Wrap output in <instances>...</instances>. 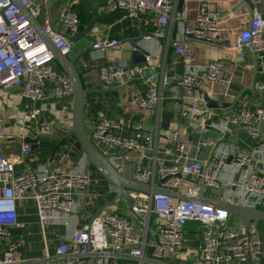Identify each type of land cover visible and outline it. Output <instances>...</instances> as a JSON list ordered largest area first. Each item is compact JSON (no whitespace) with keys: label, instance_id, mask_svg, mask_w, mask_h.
I'll return each mask as SVG.
<instances>
[{"label":"built area","instance_id":"2783aa9c","mask_svg":"<svg viewBox=\"0 0 264 264\" xmlns=\"http://www.w3.org/2000/svg\"><path fill=\"white\" fill-rule=\"evenodd\" d=\"M57 1L20 0L17 4L15 0H0V92L17 87L22 97L35 103L45 98L46 81L53 80L64 85L59 94H74L71 78L54 67L55 56L43 33L63 55H70L73 43L58 30L70 29V35L80 32L82 22L73 7L79 0L65 2L55 17L49 7ZM24 9L29 10L31 18ZM103 9L105 12L120 9L125 18L132 20L148 14L156 29L155 34L160 36L166 26L178 22L185 39L172 41V46L187 67L177 85L191 99L181 116L189 119L190 127L199 132L216 128L227 134L233 125H237L253 141L260 137L264 101L254 108L234 111L226 120L213 122L209 118L207 101L203 96L197 98L206 82H226L224 61L194 65V52L186 40L193 37L202 42H215L221 35L222 22L217 9L207 1L200 2L193 24L188 23L179 0H104ZM32 19L40 22L43 33ZM120 42L109 36L96 37L92 50L104 55ZM235 47L237 61H242L245 51L252 47L257 53L259 70L264 73V17L261 13L256 11L249 26L236 35ZM151 59V55L147 56L144 64H102L99 66V81L107 87L128 85L144 77ZM164 84L165 79L159 84H150L137 101L146 114L156 117L155 132L147 130L143 122H137L133 126L134 132L126 134L121 122L104 118L94 127L92 138L107 149H120L126 155L140 152V164L132 175L138 182L158 185L192 198L200 196L204 182L205 187L222 189L223 201L264 210V174L257 170L252 154L240 150L230 137L218 141L206 138L198 150L211 146L213 151L204 161L191 158L192 141L182 137L179 130L168 131L162 140L159 139ZM256 85L260 89L264 87L259 83ZM4 110L1 95L0 140L25 139L23 127L20 133L5 131ZM40 113L41 109L35 108L30 111L28 119L39 122L38 135L52 134L55 121L38 120ZM28 119L24 118L23 122ZM166 141L172 145L167 146ZM21 150L24 154L32 152V144L24 142ZM109 156L111 163L119 164L117 155ZM16 164L17 159L6 156L0 148V264H16V251L25 244L24 239L12 237L11 229L26 226L25 222L19 221L18 212V200L26 192H33L42 223L60 224L76 211L75 195L84 191L91 180L85 170L65 168L50 170L43 167L17 174ZM132 195L135 201H140L135 202L134 211L142 216L141 236L129 216L115 213L98 216L57 246L56 255L61 258V264H191L187 261L191 254L198 260L205 259L206 264H264L258 261V255L264 253V240L254 219L246 218L243 227L236 229L230 224L233 213L215 204L182 200L165 193L149 195L135 191ZM190 221L199 222L204 229L202 243L196 248H186L185 245L184 229ZM151 230L155 239L149 243ZM7 239L9 241L5 244Z\"/></svg>","mask_w":264,"mask_h":264},{"label":"crops","instance_id":"0c3cea01","mask_svg":"<svg viewBox=\"0 0 264 264\" xmlns=\"http://www.w3.org/2000/svg\"><path fill=\"white\" fill-rule=\"evenodd\" d=\"M68 0H58L56 2L53 13L58 16L59 8ZM79 0L75 2V6L79 4ZM89 1V0H88ZM92 3L86 10L94 17L107 14L105 12L104 0H91ZM207 1L212 8L217 9L222 15L221 35L213 43L202 42L193 37L187 38V42L194 52V65H206L211 61H224L225 83H210L206 82L201 89L200 98L207 93L211 98L222 102L231 103V107L210 108V121L220 122L226 120L233 111L237 112L243 108H254L259 106L264 101V87L262 89L257 87V83L264 86V73L260 72L257 54L251 48L245 51V56L242 61H237V48L235 47V37L242 30L247 28L251 22V11L246 5H240L239 0H179V7L186 13L188 23L193 24L198 14V7L200 2ZM250 9L255 13L258 11L264 17V0H245ZM88 3V2H87ZM54 3L49 7L50 11ZM47 10V9H46ZM78 12V11H77ZM79 13V12H78ZM110 18L104 22L100 18L93 26L90 34L91 43L96 37L109 36L111 38H118L121 42L115 48L108 50L104 55L90 49L88 57H82L81 62L78 63L79 70L84 71L81 74V79L84 88L86 89V103L84 105V125L87 133L96 146L105 153V155H117L118 163H123V170L131 177L134 174L137 164H140V152H132L126 155V152L120 149H107L105 145L97 142L92 138V131L96 124L104 119H114L123 124V130L126 134L134 132L133 126L137 122H143L147 130L155 132L156 117L145 113L143 109L138 106V98L147 90L150 84H153L149 79L144 77L138 78L134 82L125 86L107 87L99 81V66L107 63H122L124 65H131V51L133 49L130 42H124L129 38H144L147 48L151 51L152 59L150 64L157 66L166 62L167 71H174L173 82L171 84H164L163 93L164 100L161 105V110L169 109L174 111L175 115L170 120L168 129L159 128L162 140L171 128L179 130L182 137L191 139L193 143V134H190L189 119L181 116V111L187 106L191 100L185 93L184 89L177 85V81L183 75L187 64L183 58L179 57L173 49L172 41L185 39L178 22H173L163 29V35L155 34V27L153 26L151 16L148 14L142 15L138 20H132L124 17L123 11H114ZM81 22L87 23L84 18ZM91 22V18L89 17ZM151 33L153 35H148ZM148 36V37H147ZM93 37V39H92ZM79 40V39H78ZM77 40V41H78ZM73 43V52L68 55L72 58L79 52L88 50L85 42L76 46ZM54 67L64 74H67L63 67L54 60ZM160 69V68H159ZM163 81V78L158 79L156 84ZM46 96L44 99L32 103L29 99L21 96L17 87L9 88L0 92L3 95V102L5 110L3 113L4 129L7 132L20 133L22 127L24 128L25 137L31 135L29 124L37 128L38 121L28 119L29 113L35 108L41 109L38 120L55 121L56 127L54 132L47 135L51 139L63 136L64 133L59 127H73L74 126V95L59 94L57 83L53 80H47L45 84ZM27 118L25 122L23 119ZM58 126V127H57ZM210 130L219 131L216 128ZM261 135L253 141L249 135L236 125L231 128L229 137L231 141L242 151L249 152L254 158L256 152V144L264 143V124H260ZM222 133V132H221ZM32 136V135H31ZM227 138V137H226ZM225 139V138H224ZM25 139L14 138L10 140H0V148L2 152L12 158L17 159L15 171L17 174L27 171L39 170L43 167L50 170H57L61 168L73 170H85V164L81 167H74V160L69 157H61L59 160L52 158L51 150L32 151L30 153H22V144ZM167 142V146L172 143ZM204 148V147H203ZM203 148L197 155L203 153ZM213 148H211L212 154ZM209 155V156H210ZM129 156V159H126ZM255 160V159H254ZM257 161L255 160V164ZM257 170L264 174V170ZM90 183L84 191L76 193L75 200L77 202L75 212L71 213L60 224H44L41 222L35 199L32 197L33 192L28 191L22 198L18 200L19 221L26 223L24 228L12 227L11 235L13 238H22L25 244L16 251V264H61V258L56 255L57 246L67 240L74 233L76 229H80L85 225L90 224L91 217L98 211L99 216L108 213H115L129 216L132 218V212L128 210L127 202L124 199H116L114 204L107 205L116 195V187L108 181V179L98 170V168L90 163L89 165ZM133 178V177H132ZM208 190L212 188L206 186L204 189V197L213 201H223V190L219 189L220 193L214 191L212 194H207ZM130 191V190H128ZM135 191H130L132 194ZM140 202L139 200L136 201ZM143 202V201H142ZM213 202V203H216ZM136 216L135 214H133ZM238 215V214H233ZM141 216V215H140ZM138 218V216H136ZM142 218V216H141ZM244 218V217H243ZM139 219V218H138ZM140 220V219H139ZM244 222L237 225L241 229ZM256 222L264 240V221L254 220ZM155 224L153 220V225ZM233 226V223H231ZM155 233L151 230L148 235L149 243L155 239ZM203 233L195 236L192 240L186 239V248H196L202 243ZM9 239L6 240V243ZM191 241V242H190ZM150 248V245L149 247ZM256 261V260H255ZM258 261L264 262V259Z\"/></svg>","mask_w":264,"mask_h":264},{"label":"water","instance_id":"95a60500","mask_svg":"<svg viewBox=\"0 0 264 264\" xmlns=\"http://www.w3.org/2000/svg\"><path fill=\"white\" fill-rule=\"evenodd\" d=\"M240 5H246L251 11V20L253 19L254 12L250 9L248 3L245 0H239ZM17 4H20V0H15ZM92 3L91 0L87 3V9L89 5ZM57 6L56 2H54V6L51 9V14L54 16V9ZM27 15L31 18L29 10L24 9ZM120 11V9H117ZM113 12H109L107 14H103L100 16L94 17L91 13H89V17L91 18V22L87 26L84 31H80L76 35H70V29H67L65 32H62L61 29L58 31L67 39H69L72 43H75L79 38L88 35V33L92 30L95 23L100 19L107 16H110ZM33 24L36 25L37 29L43 33L40 22L36 19H32ZM251 23V22H250ZM53 26H56V19L53 23ZM148 35H153L151 33H147ZM46 42L49 47L53 51V54L58 61V63L63 67L68 76L71 78L73 86H74V126H63L59 127L60 130L63 131L64 135L56 137L55 139H51L47 135H38V129L32 127L29 124L31 135L25 137V142L31 143L33 151L40 150H51L52 158L59 160L61 157H69L74 160V167H81L82 164H85V171L89 172V165L93 163L98 170L116 187V195L107 205L114 204L116 199H124L127 202L128 210L138 216L139 219H142L141 216L134 211L135 198L130 193V191L147 193L149 195H154L157 193H165L168 195H173L179 197L182 200L194 201V202H202V203H211L216 206L227 209L229 212L233 214L241 215L244 218H251L254 220L264 221V210L261 209H253L244 207L242 205L229 203L226 201H213L211 199H207L204 197V188L205 183L201 184V194L198 198H192L185 194L177 193L171 189H166L158 185H151L146 183H141L133 178L125 171L122 170L123 163H119L116 166L111 163L110 156H106L104 152H102L96 144L92 141L89 134L87 133L84 125V105L86 103V89L83 86L81 74L84 71L79 70L78 63L81 62L82 55L86 53L87 50L79 52L76 56L70 58L66 55H63L52 43L50 37L43 33ZM154 36V35H153ZM124 42H130L133 49L131 51V60L132 64H144L147 61V56L151 55V51L147 48L145 44L144 38H129L125 39ZM252 50H254L251 47ZM89 52H91L89 50ZM256 53V52H255ZM257 54V53H256ZM148 67L144 70L143 76L146 79H149L152 83H156L158 79H165L166 84H171L173 82L174 71H167L166 62L157 66H152L150 63H147ZM160 68V69H159ZM64 89V85L57 84V89ZM204 99L207 101V106L210 108H218V107H231V103L222 102L211 98L207 93H203ZM234 112V111H233ZM175 113L169 109L161 110V118H162V127L164 129H168L170 125V120L174 117ZM58 127V126H57ZM240 130H243L241 126H239ZM254 159L257 161L256 167L259 170H264V143L256 144V152L254 153ZM231 161V159H229ZM130 190V191H128ZM216 202V203H213ZM100 211L98 210L92 217L91 222L100 215ZM258 257L263 260L264 253L258 255ZM180 260V259H179ZM187 261L189 263H199L206 264L205 259L198 260L196 255H189L187 257ZM263 262V261H262ZM252 263H254L252 261Z\"/></svg>","mask_w":264,"mask_h":264},{"label":"rangeland","instance_id":"374dc122","mask_svg":"<svg viewBox=\"0 0 264 264\" xmlns=\"http://www.w3.org/2000/svg\"><path fill=\"white\" fill-rule=\"evenodd\" d=\"M92 39H93V37H92ZM82 42H85L86 43L85 45L89 47L88 50L86 51V53H84L82 55L84 58L85 57L87 58L88 55L90 54L89 50L92 48L90 34L79 38V40L76 43V46ZM167 131H171V128ZM167 131H162L161 133L163 134V132H167ZM190 134L191 135L193 134V137H194L190 156H191V158H195V159H198L201 161L206 160L211 153L212 147L211 146H205L203 148V153L200 156L197 155L198 146L201 145L205 141L206 138H210V139H213L215 141H218L224 137H229V134L221 133V132L216 131V130L199 132L197 130L190 129ZM162 139H163V137H162ZM212 190L217 191L218 194L220 193L219 189L212 188ZM214 191L208 190V192H206V193L210 194V192H211L213 194ZM132 216H133L132 217L133 223L135 224V231L141 236L142 235V231H141L142 224L140 223V220L136 216H134L133 214H132ZM243 222H244V218L241 215H232L231 216V223H233L234 228L237 229V225H240ZM203 231H204V229L199 222L190 221L185 226V229H184L185 234L184 235H185L186 239L188 238V239L192 240L195 236L200 235L201 232L203 233ZM111 261H113V260H111Z\"/></svg>","mask_w":264,"mask_h":264},{"label":"trees","instance_id":"16d2710c","mask_svg":"<svg viewBox=\"0 0 264 264\" xmlns=\"http://www.w3.org/2000/svg\"><path fill=\"white\" fill-rule=\"evenodd\" d=\"M87 2H88V0H84V1H81L79 4H77L76 6H75V8H76V11H78L79 12V15H80V17L83 19H85L86 21H90V19H89V17H88V13H87V10H86V6H87ZM110 18L108 17V18H102L101 20L102 21H104V22H106V21H108ZM88 22L87 23H82V27H81V29H80V31H84L86 28H87V24H88ZM174 49V48H173Z\"/></svg>","mask_w":264,"mask_h":264}]
</instances>
